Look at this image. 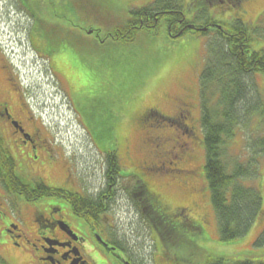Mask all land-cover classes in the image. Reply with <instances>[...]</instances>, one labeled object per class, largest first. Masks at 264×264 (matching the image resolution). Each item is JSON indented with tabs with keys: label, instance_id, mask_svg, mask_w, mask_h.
Returning <instances> with one entry per match:
<instances>
[{
	"label": "rangeland",
	"instance_id": "rangeland-1",
	"mask_svg": "<svg viewBox=\"0 0 264 264\" xmlns=\"http://www.w3.org/2000/svg\"><path fill=\"white\" fill-rule=\"evenodd\" d=\"M123 1L0 0V46L10 54L11 62L17 64L22 80L18 86L16 71L11 66H7L4 76L11 77L17 87L23 88L25 97L28 100L31 98L34 114L48 131L49 141L52 142L55 137L61 142L63 156L72 157V160L66 161L75 166L78 176L86 179L88 186L106 188L105 181L109 177V180H113L116 175L105 177L104 158L95 150L81 124L92 136L100 132L99 136L106 139L99 144L100 147L104 151H115L123 171L129 168L128 160L139 166L149 164L154 159L163 161L164 168L152 170V175L147 167L140 170L144 180H153L161 187L170 205H188L190 197L196 193L201 209L196 217L203 219L205 215L209 227L206 236L199 234L194 239L206 251L189 247L187 255L182 253L183 246L173 245L170 238L160 241L157 248L156 238H149L148 226L140 213H135L126 205L123 194L117 195L116 190L111 208L113 212L108 213L106 218L113 224L114 233L124 235L122 241L127 247H135L147 255L153 252L160 264L169 262L163 261L162 253L175 257L179 264H202L206 254L230 259H264V242H257L264 226V212L244 236L222 241L219 239L208 185L207 190L205 188L198 78L205 66L207 39H213V34L203 36L188 33L171 38L164 23H161L158 31L140 30L130 41L105 38L101 42L98 37H103L114 25L122 22L128 6L145 4L144 0ZM247 1L243 3L249 18L247 22L251 24L248 27L252 39L250 49L259 50L264 48V0H251L252 4H246ZM123 9H126V14ZM207 12L226 25L225 21L232 17L234 9L232 5L224 7L213 4L207 7ZM206 14L200 15L199 22L204 20ZM91 29L98 32H91ZM27 38L31 45L42 42V45H37L41 58L44 56L52 60L50 67L53 72L47 69L49 64L46 59L36 56ZM3 63L7 62L2 55L0 65ZM253 79L264 102V74L256 72ZM185 105L190 109L188 123L195 130L192 135L182 132L178 123H164L165 120L160 128L147 124L146 130L139 129L124 114L132 113L135 109L142 112L156 107L159 112L170 116L185 108ZM181 112L184 113V109ZM151 114L156 115L154 112ZM254 119L246 128L237 129L229 141L230 153L242 160L249 153L245 148V139L257 130L255 125L258 118ZM121 124L122 128L125 127L118 129ZM107 127L109 135L102 132ZM184 142L187 150H184ZM152 143L166 150L167 157H155ZM177 156L183 158L175 160ZM168 161H171L170 165ZM258 165V187L264 206V156H260ZM176 167L188 169L191 175H186L184 170L178 173ZM170 178L171 182H168ZM178 178L185 182H179ZM125 181V177L118 178L119 184H125ZM175 182L184 186L179 187ZM175 234L171 237L177 239Z\"/></svg>",
	"mask_w": 264,
	"mask_h": 264
},
{
	"label": "flooded vegetation",
	"instance_id": "flooded-vegetation-1",
	"mask_svg": "<svg viewBox=\"0 0 264 264\" xmlns=\"http://www.w3.org/2000/svg\"><path fill=\"white\" fill-rule=\"evenodd\" d=\"M146 1L143 6L154 0ZM177 1L167 0L171 9L162 13H179L181 17L176 19V24L181 32L186 28L197 29L199 17H202L197 11L205 1L210 5L226 6L242 0H182L183 10L176 9ZM141 13L146 14L145 11ZM242 16L236 13L225 22L235 26L243 20ZM150 20L154 24H150ZM139 21V28L150 29L157 23V15H145L139 17ZM207 25L218 26L214 21ZM7 66V63L0 65V264H158L154 254L147 255L135 247H127L122 241L124 235L113 232V224L107 221L106 215L113 212L116 190L117 195L123 194L125 204L135 213L141 210L149 223L151 235L156 224H164L172 232L174 228L168 227V221L178 218L180 223L194 230V236H206L209 223L205 215L203 219L196 217L201 209L195 194H190L188 205H170L157 183L144 180L140 169L146 170L147 167L152 171L149 165H155L158 170L164 168L165 164L158 159L140 166L128 160L129 170L116 174L113 180H106V188L99 189L94 185L80 188L81 181L72 176L70 167L64 165L56 148L51 146L32 105L26 101L25 92L11 77L4 76ZM185 106L171 115L174 116L172 122L180 124L188 112L190 115L188 105ZM152 145L155 157H167L166 150ZM182 158L176 157L178 160ZM167 163L170 165L171 161ZM121 167L119 165V171ZM175 170L185 169L176 167ZM121 176L139 183L135 186L137 189L130 190L125 184H119ZM132 193L136 198L134 201L130 198ZM186 196H189L188 192ZM159 202L162 205H158ZM161 207L165 212H172V216L161 215Z\"/></svg>",
	"mask_w": 264,
	"mask_h": 264
},
{
	"label": "trees",
	"instance_id": "trees-1",
	"mask_svg": "<svg viewBox=\"0 0 264 264\" xmlns=\"http://www.w3.org/2000/svg\"><path fill=\"white\" fill-rule=\"evenodd\" d=\"M126 1L128 2V0ZM182 3V0L177 1V10L182 8ZM112 4L116 6L114 1ZM208 6L209 4L205 1L199 15L206 14ZM235 6L239 9L237 4ZM144 9L132 10L131 16H127L121 23L114 25L113 41L126 42L134 39L136 27H139L140 23L139 17L152 15L155 12H158L155 13L157 23L153 25V31H158L161 23H164L168 34L179 31L176 19L181 17L180 14L166 15L162 13L166 9H171L167 0H156L151 8L148 5ZM142 11H145L146 14L142 15ZM123 13L125 14V9H123ZM140 13L141 15H139ZM209 21L207 13L201 24L206 25ZM150 24H154L153 21L150 20ZM94 31L98 32L97 29ZM226 31L227 33L224 34L219 29L212 28L208 32L197 30L196 33L198 35L213 34L214 36L213 39L210 38L207 41L205 66L198 78L201 141L202 145L204 144L202 169L204 170L203 177L208 185L210 203L217 220L219 239L231 241L244 236L263 212L262 194L258 187L260 176L258 160L260 156H264V102L260 97L253 75L256 72L264 74V48L250 49L251 34L244 25L237 24L234 28L230 27ZM99 38L102 37L99 36L98 40ZM42 39L44 44V38ZM34 45L39 49L37 45H42V42L34 43ZM124 114L136 126L145 128L149 124L160 128V125L163 124V119H161L163 114L161 113H159L161 116H153L148 121L146 117L151 116L149 112L142 114L140 110L135 109L132 113ZM256 117L258 118L255 125L257 130L255 134L249 135L245 139V148L249 153L242 160L230 153L229 141L234 137L237 129L246 128ZM167 120L169 121L168 117H166ZM180 124L182 131H190L184 121ZM121 126L122 124L118 129L125 127V125L123 128ZM107 131L108 127L104 131L102 130L109 135ZM99 133L98 131L93 136L98 145L106 140L99 136ZM183 146H186L185 142ZM114 152L112 150L110 155L107 154L109 166L106 167V178L116 173ZM151 168L153 172L157 170L153 165ZM132 171L138 173L136 169H132ZM153 172L149 173L152 175ZM158 205L162 204L159 202ZM160 211L161 215L172 216V212H165L163 207ZM163 219L164 217L161 218V220ZM174 221L179 224L184 223H180L181 220L178 218L168 221L170 224L168 227L173 226L174 228L172 232L176 233L178 239L176 240L181 246L195 249L194 247L197 246L194 230L185 224L178 226ZM156 227L160 229L158 224ZM257 242H264V226ZM204 264H264V259L256 261L246 258L230 259L208 254L205 256Z\"/></svg>",
	"mask_w": 264,
	"mask_h": 264
}]
</instances>
